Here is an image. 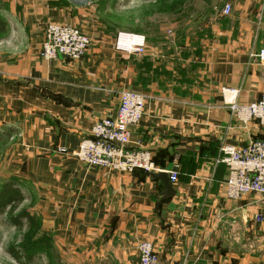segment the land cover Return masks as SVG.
<instances>
[{
	"label": "crops",
	"instance_id": "crops-1",
	"mask_svg": "<svg viewBox=\"0 0 264 264\" xmlns=\"http://www.w3.org/2000/svg\"><path fill=\"white\" fill-rule=\"evenodd\" d=\"M216 1L233 12L211 20L200 61L199 41L159 53L147 37L141 56L117 51L116 21L90 0H0V133L12 130L0 176L20 182L64 262L135 264L138 242L148 240L161 264H264V202L228 198V169L217 161L223 144L264 139V126L240 122L229 103L264 93V0ZM49 22L90 37L81 59L40 56ZM139 88L146 106L128 147L152 153V173L179 172L159 209L165 188L152 173L74 155L96 121L116 114L120 93Z\"/></svg>",
	"mask_w": 264,
	"mask_h": 264
},
{
	"label": "built area",
	"instance_id": "built-area-1",
	"mask_svg": "<svg viewBox=\"0 0 264 264\" xmlns=\"http://www.w3.org/2000/svg\"><path fill=\"white\" fill-rule=\"evenodd\" d=\"M223 11L229 13L231 6L226 5ZM90 44V37L79 28L69 23L49 22L45 28L40 56L45 60L59 57L77 60L84 56ZM114 47L127 55L141 56L147 49V37L142 33L119 31ZM259 57L264 59V50L259 53ZM229 103L240 122L248 124L257 121L264 126V93L258 100L246 105L233 100ZM145 106V95L130 89L123 90L116 114L96 121L91 135L81 141L74 155L84 165L111 171H157L150 151L128 147L132 127L142 119ZM217 161L228 169L225 181L228 198L242 199L255 194L264 202V139H250L244 145L223 144ZM168 174L172 183L178 180V170L170 169ZM137 249L139 259L135 264H161L152 242L142 240L138 242Z\"/></svg>",
	"mask_w": 264,
	"mask_h": 264
},
{
	"label": "rangeland",
	"instance_id": "rangeland-1",
	"mask_svg": "<svg viewBox=\"0 0 264 264\" xmlns=\"http://www.w3.org/2000/svg\"><path fill=\"white\" fill-rule=\"evenodd\" d=\"M90 1L96 5L100 4L102 10L107 11L112 16L113 21H116L118 25V31L142 33L146 37H150V45L156 52L162 53L166 47H170L185 53L197 45L193 44V41H199L200 61L201 52L205 48V32L212 28L211 20L214 17L230 16L233 12L231 6V11L224 13L223 7L226 5L221 6L216 0ZM221 10L224 15H221ZM198 66L199 89L201 92H205L208 91L209 86L203 84L205 80H201L204 78L203 64L200 62ZM160 75L162 76V72ZM183 87L190 89L189 85ZM144 88L131 90L145 95ZM213 89L212 87L210 90ZM2 180L0 176V182ZM30 203V198H28L24 204ZM29 210L33 211L32 206H29ZM26 233V229H19L13 225L6 213L0 215V264H68L61 259V254H52V247L46 249L41 246L39 250L31 252V259H29V256L21 252L22 243L27 236ZM44 234H46L44 231H39L37 235L30 238L28 244L44 239ZM12 248L19 255V260L13 256Z\"/></svg>",
	"mask_w": 264,
	"mask_h": 264
},
{
	"label": "trees",
	"instance_id": "trees-1",
	"mask_svg": "<svg viewBox=\"0 0 264 264\" xmlns=\"http://www.w3.org/2000/svg\"><path fill=\"white\" fill-rule=\"evenodd\" d=\"M12 134L10 132L0 133V148L3 144L7 142ZM29 197L21 188L20 182L17 179L9 178L2 180L0 182V215L6 213L13 225L19 229H26V238L22 243L21 252L29 256L31 259V252L39 250L41 246H44L46 249L51 247V242L48 236L44 234V239H40L35 243H29L30 238L35 236L40 231V220L33 210H29V206H32V203L25 205V201ZM13 256L19 260V255L15 253L14 249H11Z\"/></svg>",
	"mask_w": 264,
	"mask_h": 264
},
{
	"label": "water",
	"instance_id": "water-1",
	"mask_svg": "<svg viewBox=\"0 0 264 264\" xmlns=\"http://www.w3.org/2000/svg\"><path fill=\"white\" fill-rule=\"evenodd\" d=\"M152 175L159 178L164 184V188H165L164 191L160 194V199L157 203V208L159 209L164 201L170 199L175 195L176 191L173 187V183L167 171L152 173Z\"/></svg>",
	"mask_w": 264,
	"mask_h": 264
}]
</instances>
